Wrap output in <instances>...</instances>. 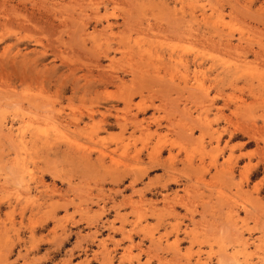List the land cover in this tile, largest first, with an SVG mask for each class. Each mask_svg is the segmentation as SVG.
Listing matches in <instances>:
<instances>
[{"label":"rangeland","instance_id":"1","mask_svg":"<svg viewBox=\"0 0 264 264\" xmlns=\"http://www.w3.org/2000/svg\"><path fill=\"white\" fill-rule=\"evenodd\" d=\"M0 22V264H264V0Z\"/></svg>","mask_w":264,"mask_h":264},{"label":"bare ground","instance_id":"2","mask_svg":"<svg viewBox=\"0 0 264 264\" xmlns=\"http://www.w3.org/2000/svg\"><path fill=\"white\" fill-rule=\"evenodd\" d=\"M0 24H1V22H0Z\"/></svg>","mask_w":264,"mask_h":264}]
</instances>
